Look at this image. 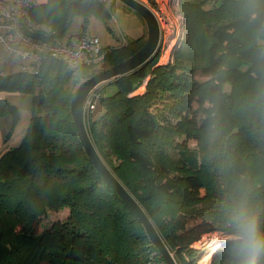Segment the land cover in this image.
<instances>
[{"label":"trees","instance_id":"16d2710c","mask_svg":"<svg viewBox=\"0 0 264 264\" xmlns=\"http://www.w3.org/2000/svg\"><path fill=\"white\" fill-rule=\"evenodd\" d=\"M210 1L179 0L185 29L167 63L157 51L107 81L116 91L100 92L101 110L85 123L97 153L178 264H198L203 250L193 243L203 232L228 235L224 205L240 194L261 211L264 228V174L254 173L264 172V91L259 101L236 92L245 77L264 85V0ZM29 12L50 26V39L64 37L75 15L86 23L97 16L110 28L104 0H47ZM145 40L142 33L102 47L101 70ZM94 64L72 70L48 59L35 74L0 73V91L30 94L33 106L20 142L0 153V264H166L79 141L70 101L74 87L98 72ZM141 85L144 91L133 93ZM6 114L12 129L18 108L0 98V116ZM63 206L65 219L40 228L41 216ZM229 247L217 248L210 264H234Z\"/></svg>","mask_w":264,"mask_h":264},{"label":"rangeland","instance_id":"374dc122","mask_svg":"<svg viewBox=\"0 0 264 264\" xmlns=\"http://www.w3.org/2000/svg\"><path fill=\"white\" fill-rule=\"evenodd\" d=\"M139 1H143L150 8L152 13L155 14L157 18V21H158V24L160 25V29L162 30V36H163L162 37L163 42H162V46L159 48V54H163L166 48H168L169 50L168 53H166L165 56L162 57L161 59H158V61L161 63H167L166 61H163V60L168 58L169 53L172 52V49L176 45L177 41L180 38H182L184 29H185V24L183 23L184 15L181 11H179L180 10L179 0H139ZM220 1L221 0H216V1L212 0L209 3L217 5L220 3ZM104 3L110 9L111 17L107 20V24L110 28H106L103 22L97 16L93 15V17L91 18V21L86 23L84 22V18L82 16L75 15L69 24V27H68L69 31H67L64 37H62L61 41H65L64 39H66L69 32L79 31V29H81L82 26L86 27V25L90 31H94L96 32L97 35H99L101 43L106 42V44L108 43V45L116 44L119 42V40H123L122 32H124V35L128 37L130 36L137 37L142 33V26H141L139 14H137L130 6L128 7L126 4H124L120 0H104ZM143 26H144L143 33L145 34V37H146L147 26L145 25L144 22H143ZM101 61L93 65L95 66V69L98 71L106 67V65ZM232 61H234V59H232ZM232 61L229 60V62H232ZM18 62H19V58H15L14 55L9 53L7 50H4L2 46L0 45V70H3L5 73L6 71L16 72L18 71L17 69ZM198 77L200 79L205 78L204 76H200V75ZM81 82H79L74 87V89ZM239 84L240 85L238 86V89L236 90V92L238 93L240 97L244 98L245 94L247 93L251 96H257L255 101L262 100V98H259V93H262V91H264V85H262V83H257L253 81L252 79H250L249 77H245ZM99 85H100L99 91L101 92L102 96H107V94H112L116 91V84L113 82H107V83L105 82ZM144 86L145 85H141L133 93L144 91ZM226 87L228 88V86ZM17 107L19 108L20 122L16 129L17 131L16 135L21 133L20 131L22 127L25 125V122L27 121V118L30 115L31 95L27 93H22V96L20 97V99L17 100ZM45 109L46 108H38V111L43 113L45 112ZM100 110H101V107L98 105L96 109L94 110V112L92 113V116H96V114H98ZM5 122H6L5 120H0V126L3 127L5 125V128H7L9 126V123L7 125V122L6 123ZM85 128L87 129L86 125H85ZM188 144L190 146H195L196 141L190 140ZM249 155L250 154L248 153L249 161H252V166L254 170L260 171L259 165L256 162V160L251 158ZM254 173H256L257 177L264 174V172L262 171L259 173L258 172H254ZM68 213H69V208L66 206H63L61 209H58V210L51 209L45 215L41 216L40 228L48 227L54 221L65 219ZM192 222L194 221H190L191 224ZM200 237L201 238L199 240L193 243V246L195 248L203 250L202 254L197 260V263L198 264H202V263L210 264V260L212 257L209 255V253L211 252V249H210L211 243L214 242L215 239L225 238L226 235L222 234L220 230L214 229V230L203 232ZM223 243H226V242H222V244ZM203 254H207V255L202 260ZM208 255L210 256L209 259H207ZM206 259H207V262H205Z\"/></svg>","mask_w":264,"mask_h":264},{"label":"built area","instance_id":"2783aa9c","mask_svg":"<svg viewBox=\"0 0 264 264\" xmlns=\"http://www.w3.org/2000/svg\"><path fill=\"white\" fill-rule=\"evenodd\" d=\"M34 4L36 0H0V45L12 55L9 48L22 49L27 53L25 57L19 58L17 67L19 70L27 74H35L48 59L59 60L68 69L76 70L82 64H93L104 57L103 46L93 33L86 31L72 33L67 35L65 41H61L62 38L50 39L48 37L51 33L50 26L31 18L29 8ZM17 34L20 36L19 40L15 39ZM162 37L160 29L158 51L162 46ZM166 52L168 48L159 55L158 59H161ZM171 54L172 52L169 53L168 60ZM99 86L92 88L83 102L84 123L96 109L100 97Z\"/></svg>","mask_w":264,"mask_h":264},{"label":"water","instance_id":"95a60500","mask_svg":"<svg viewBox=\"0 0 264 264\" xmlns=\"http://www.w3.org/2000/svg\"><path fill=\"white\" fill-rule=\"evenodd\" d=\"M128 7L130 6L141 18H143L145 25L147 26L146 40L135 53L130 57L119 61L114 66L107 67L105 70L95 72L93 75L84 78L82 82L74 89L73 95L70 101L71 114L74 118L76 129L78 132L79 141L82 143L84 150L90 156L93 166L102 175L105 181L118 193L123 203H126L131 211L137 215L141 221L143 227H145L146 233L155 247L160 251L164 262L166 264H178L174 258V254L169 251L165 241L161 239V236L153 225L148 214L144 211L141 204L135 200L129 190L120 182V180L114 175L104 163L100 154L97 153L93 141L85 128L84 118L82 117L83 102L92 88L101 83H107L119 78L120 75L126 74L133 69L144 65L149 59L156 55L160 42V25L157 18L150 8L139 0H120Z\"/></svg>","mask_w":264,"mask_h":264},{"label":"clouds","instance_id":"9594fccd","mask_svg":"<svg viewBox=\"0 0 264 264\" xmlns=\"http://www.w3.org/2000/svg\"><path fill=\"white\" fill-rule=\"evenodd\" d=\"M16 40L20 39L17 34ZM15 58L25 57L22 49L9 48ZM225 227L229 253L234 264H264V228L261 211L246 194H240L224 205Z\"/></svg>","mask_w":264,"mask_h":264},{"label":"crops","instance_id":"0c3cea01","mask_svg":"<svg viewBox=\"0 0 264 264\" xmlns=\"http://www.w3.org/2000/svg\"><path fill=\"white\" fill-rule=\"evenodd\" d=\"M46 1L47 0H36V4L45 3ZM92 17H93V15H91V17H89L88 22L91 21ZM139 18H140V16H139ZM140 21H141L142 33H143V28H144L143 20H141V18H140ZM82 30L86 31L88 33H91V34L92 33L95 34L98 37V39L100 40L99 35H97L96 32H94V31H90L87 28V25H86V27L82 26V28L79 29V31H82ZM79 31H71V32L68 33V35H70L72 33H78ZM122 33H123V35H122L123 36L122 37L123 40H119V42L116 43V44H112V45L109 44V46H116L120 42H125L126 38H133L131 36L128 37V36L124 35V32H122ZM142 33L140 35H142ZM100 42H101V40H100ZM101 45L103 47H105L106 45H108V43L107 44H106V42L105 43H101ZM0 72L5 73L3 70H0ZM22 93L23 92H20V91L19 92H11V91L3 92V91H0V98L8 99V101L10 103H12L14 106L17 107V100L20 99V97L22 96ZM32 107L33 106H32V102H31V109H30L29 117L31 116ZM18 116H19L18 117V122L14 125V127L12 129H11V125H12V121H13L12 120V116L10 114H6V115L0 116V120H5L7 122V125L9 123V126L8 127L6 126L7 128H5V125L3 127L0 126V153L2 151L6 150V149H9L10 147L16 146L20 142V140L22 139V136L24 134V129H25V127L27 126V124L29 122V117L27 118V121L25 122V125L21 129V131H20L21 133L16 135V133H17L16 129H17V126H18V124L20 122L19 108H18Z\"/></svg>","mask_w":264,"mask_h":264},{"label":"bare ground","instance_id":"6f19581e","mask_svg":"<svg viewBox=\"0 0 264 264\" xmlns=\"http://www.w3.org/2000/svg\"><path fill=\"white\" fill-rule=\"evenodd\" d=\"M169 51V50H168ZM166 53H168V52H166ZM165 56V55H164ZM163 56V57H164ZM164 59V58H163ZM167 59L168 58H166V59H164L163 61H167ZM222 242H226V240H225V238H220V239H215V241L214 242H212L211 243V252L209 253V255L211 256V255H213L214 253H215V251H217V248H219L221 245H222ZM207 254H205V255H203V258H202V260L205 258V256H206ZM207 256V259H209V257L210 256ZM207 259H206V261L205 262H207ZM201 261V260H200ZM201 263V262H200ZM203 264V263H202Z\"/></svg>","mask_w":264,"mask_h":264}]
</instances>
